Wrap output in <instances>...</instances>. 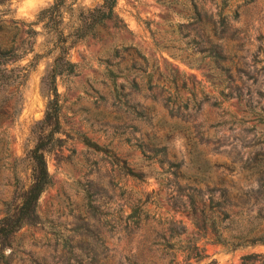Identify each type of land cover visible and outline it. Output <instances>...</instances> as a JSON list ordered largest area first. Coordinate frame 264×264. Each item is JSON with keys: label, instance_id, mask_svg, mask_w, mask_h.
Segmentation results:
<instances>
[{"label": "rangeland", "instance_id": "1", "mask_svg": "<svg viewBox=\"0 0 264 264\" xmlns=\"http://www.w3.org/2000/svg\"><path fill=\"white\" fill-rule=\"evenodd\" d=\"M51 1L0 7L1 45L39 32L16 63L36 53L34 66L0 89V217L13 175L27 182L20 159L48 130L51 34L28 24ZM96 2L65 0L64 32ZM242 2L116 0L117 18L69 48L74 70L55 77L58 141L44 153L52 183L0 264H264V112L244 105L264 110V0Z\"/></svg>", "mask_w": 264, "mask_h": 264}, {"label": "trees", "instance_id": "2", "mask_svg": "<svg viewBox=\"0 0 264 264\" xmlns=\"http://www.w3.org/2000/svg\"><path fill=\"white\" fill-rule=\"evenodd\" d=\"M7 1L0 0V7L5 5ZM242 1L244 4L251 0ZM64 2L65 0H52L50 4L36 13L34 22L28 24L29 26L39 24L42 30L51 34L50 48H48L47 53L54 52V54L40 78L41 86L44 87L48 96L40 124L48 130L37 136L33 146L25 151L20 159L25 162V168L28 171L26 184H21L18 176L13 175V194L10 201L5 204L3 215L0 217V255H2L3 249L9 246L12 235L19 228L39 222L36 213L37 199L41 192L52 183L46 169L44 153L50 150L49 143L58 141V139L53 138V134L57 131L59 109L55 90V77L60 74L72 73L74 70L75 64L67 58L68 50L77 41L93 35L97 26L103 25L105 21H113L117 18L114 12L116 0H98L91 7L78 10L75 15V22L64 32L63 27H61L63 20L61 7ZM223 7V5L220 6L217 16H220V22L225 27L227 25L226 15L220 12ZM192 10L197 15L195 6L192 7ZM236 15L237 13L234 11L233 16ZM21 33L24 37L20 38L18 42L15 41V31L11 35L8 44H0V89L23 79L28 68L34 66L38 58V54L33 53L25 65H16L27 53L32 52V38L39 32L32 27H27L21 30ZM210 51L214 52V55L220 59L223 57L217 43L210 46ZM244 105L250 111L257 109L259 112H264L261 106L252 105L248 99L245 100ZM172 174L177 177L176 172H172ZM223 194V191H219V197H222ZM187 199L190 209L189 215L196 218L201 217L202 214L195 206L192 195L188 194ZM222 209L224 210V208ZM262 239L260 241L264 242V238Z\"/></svg>", "mask_w": 264, "mask_h": 264}]
</instances>
